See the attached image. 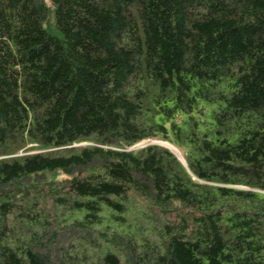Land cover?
I'll return each instance as SVG.
<instances>
[{
    "label": "trees",
    "instance_id": "obj_1",
    "mask_svg": "<svg viewBox=\"0 0 264 264\" xmlns=\"http://www.w3.org/2000/svg\"><path fill=\"white\" fill-rule=\"evenodd\" d=\"M49 1L0 0V264H264V0Z\"/></svg>",
    "mask_w": 264,
    "mask_h": 264
},
{
    "label": "rangeland",
    "instance_id": "obj_2",
    "mask_svg": "<svg viewBox=\"0 0 264 264\" xmlns=\"http://www.w3.org/2000/svg\"><path fill=\"white\" fill-rule=\"evenodd\" d=\"M47 5H51L50 4V1L49 0H44ZM144 143H147V141L145 142H142L141 144H144ZM139 144V145H141ZM58 178H62V176H59ZM52 229V228H51ZM50 229V230H51ZM50 230H48V232L50 233ZM65 234H62L59 236V239L56 238L57 240L53 243L52 246H50V241H48V236L49 235H45L43 238H41V242L39 243V245H37V250L39 252H41L42 254H48L49 257L51 258L52 260V264H59V258L61 255H59L58 251H59V246H60V243L61 244H65L66 242L69 241V235H65Z\"/></svg>",
    "mask_w": 264,
    "mask_h": 264
},
{
    "label": "water",
    "instance_id": "obj_3",
    "mask_svg": "<svg viewBox=\"0 0 264 264\" xmlns=\"http://www.w3.org/2000/svg\"><path fill=\"white\" fill-rule=\"evenodd\" d=\"M148 144L161 145V146H164V147L170 149L173 153H175L179 157V159L182 161V163L185 166H187L186 160H185L182 152L180 151V149H178L176 146L172 145L171 143H169L167 141H163V140H153V141H150L148 143H144V144L138 145L137 147H142V146H145V145H148Z\"/></svg>",
    "mask_w": 264,
    "mask_h": 264
},
{
    "label": "bare ground",
    "instance_id": "obj_4",
    "mask_svg": "<svg viewBox=\"0 0 264 264\" xmlns=\"http://www.w3.org/2000/svg\"><path fill=\"white\" fill-rule=\"evenodd\" d=\"M145 142V141H144Z\"/></svg>",
    "mask_w": 264,
    "mask_h": 264
}]
</instances>
